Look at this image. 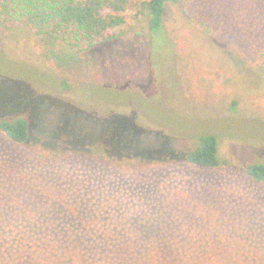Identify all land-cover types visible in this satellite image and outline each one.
Returning <instances> with one entry per match:
<instances>
[{
	"label": "rangeland",
	"instance_id": "obj_1",
	"mask_svg": "<svg viewBox=\"0 0 264 264\" xmlns=\"http://www.w3.org/2000/svg\"><path fill=\"white\" fill-rule=\"evenodd\" d=\"M134 3L140 0H133ZM112 39L74 52L0 30V264H71L46 238L174 258L199 248L264 264V0H181L161 27L135 8ZM201 136L217 168L186 162ZM62 254V253H61ZM53 256V257H52Z\"/></svg>",
	"mask_w": 264,
	"mask_h": 264
},
{
	"label": "trees",
	"instance_id": "obj_2",
	"mask_svg": "<svg viewBox=\"0 0 264 264\" xmlns=\"http://www.w3.org/2000/svg\"><path fill=\"white\" fill-rule=\"evenodd\" d=\"M181 0H0V30H19L47 35L62 42L74 52H81L102 44L115 35H110L125 23L124 14L133 8L136 15H147L150 32L162 25V17L167 4H177ZM264 65V52L260 55ZM0 131L14 143H25L28 128L24 121L13 124L0 123ZM217 141L211 136L198 138L196 147L185 160L199 168H217ZM246 174L256 183L264 184V166L249 165ZM73 241L69 236L46 238L36 251L39 254L52 253L54 258L65 257L72 245L77 243L86 256L71 255V264H177L174 258L160 262L156 257L137 256L113 251L109 253L107 242L82 239ZM70 252L68 256L70 255ZM62 253V254H61ZM64 254V255H63ZM52 256V257H53ZM180 264H260L256 256H241L218 248H199Z\"/></svg>",
	"mask_w": 264,
	"mask_h": 264
}]
</instances>
